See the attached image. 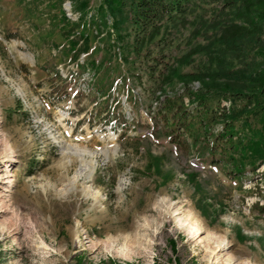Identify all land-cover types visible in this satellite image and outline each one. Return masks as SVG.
<instances>
[{"label":"rangeland","instance_id":"1","mask_svg":"<svg viewBox=\"0 0 264 264\" xmlns=\"http://www.w3.org/2000/svg\"><path fill=\"white\" fill-rule=\"evenodd\" d=\"M107 1L0 0V264H264V164L234 177L170 129L177 94L201 89L177 72L214 75L256 53L252 36L222 40L245 15L194 2L160 33L173 65L162 79L133 48L128 9ZM81 2L94 23L77 24ZM76 147L94 153L92 172ZM190 213L196 234L178 225Z\"/></svg>","mask_w":264,"mask_h":264},{"label":"trees","instance_id":"2","mask_svg":"<svg viewBox=\"0 0 264 264\" xmlns=\"http://www.w3.org/2000/svg\"><path fill=\"white\" fill-rule=\"evenodd\" d=\"M205 1H221L224 9H231L236 15H245L246 21L233 22L225 28L222 40L227 45L236 38L252 36L256 53L248 54L241 65L214 75L201 77L195 73L177 72L176 76L184 80L185 85L189 84L188 81L197 80L200 81L201 89L195 92L186 86V91L175 97L180 103L170 104L172 111L176 109L170 118L171 135L178 146L184 143L189 145L188 138L193 145H204L209 150L213 163L225 165L227 173L240 177L248 169L255 171L264 164V5L258 11L247 4L250 0H108L107 4L112 11L117 10L120 13L125 8L128 9L127 20L131 30L129 34L134 36L133 48L137 53L146 48L145 55H149L153 62L163 64L160 68L161 74L158 75L163 79L172 71L173 65L167 60L170 56L166 54L170 40L168 36H160L162 29L168 30L169 24L185 15L194 2ZM79 6L76 11L81 16L76 21L77 24L86 26L97 20L95 14L89 15L86 3L81 2ZM63 13L65 19L71 21L65 11ZM97 14L105 19L102 10ZM111 17L114 21L113 27L117 28L119 21L114 16ZM156 35L160 37L154 40ZM150 41L153 50L158 53L154 56L151 54L152 47L149 48ZM257 57H260L259 62ZM153 68H149L152 77L156 73ZM154 81L157 82L155 78ZM245 87H250L249 92L242 90ZM184 95L189 96L191 104H196L191 112L184 106ZM215 96L231 101L233 99L234 105L231 104L228 109H216L213 106ZM237 100L242 103L241 106L235 104ZM217 121L222 122V127L219 132L214 133L211 125ZM216 154L221 158H216Z\"/></svg>","mask_w":264,"mask_h":264},{"label":"bare ground","instance_id":"3","mask_svg":"<svg viewBox=\"0 0 264 264\" xmlns=\"http://www.w3.org/2000/svg\"><path fill=\"white\" fill-rule=\"evenodd\" d=\"M115 138V137H114ZM113 138V139H114ZM110 139H112V138H110ZM61 144H62V146L63 147H65L66 146V144L65 143H63V142H61ZM75 151H76V153L78 154V156L81 158V159H83V161H86V158H89V162H88V167H89V170H90V172H92L93 171V169H94V164H95V160H94V153L93 152H91V151H89V150H87V149H80L79 147H76L75 148ZM86 168L84 167V166H82V167H80L79 168V170L78 171H76V174H75V176H74V178H73V182L75 181V180H77V177H78V175L80 174V173H82L84 170H85ZM86 171V170H85ZM72 181V180H71ZM76 182V181H75ZM89 188V187H88ZM85 190V189H84ZM87 191L88 192H86V193H88L89 195H94V197H96L97 196V192H92V190H90V189H87ZM87 194V195H88ZM177 221H178V225H180V223H183V225H186V227H187V229H188V231L189 232H192V233H194V234H196V233H198V232H200V230H201V226H200V223H199V218L198 217H196L193 213H190L189 215H186L185 217H184V219H177ZM177 223V222H176ZM221 242L220 243H225L226 242V240L224 239V238H222L221 240H220ZM150 242V240H148V243ZM245 264H248L247 262L245 263Z\"/></svg>","mask_w":264,"mask_h":264}]
</instances>
